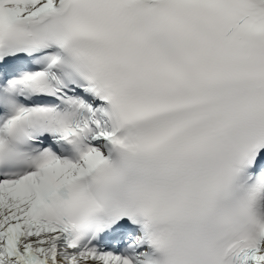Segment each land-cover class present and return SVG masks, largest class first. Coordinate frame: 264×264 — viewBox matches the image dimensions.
<instances>
[{
    "label": "snow or ice",
    "instance_id": "snow-or-ice-1",
    "mask_svg": "<svg viewBox=\"0 0 264 264\" xmlns=\"http://www.w3.org/2000/svg\"><path fill=\"white\" fill-rule=\"evenodd\" d=\"M0 264H264V0H0Z\"/></svg>",
    "mask_w": 264,
    "mask_h": 264
}]
</instances>
